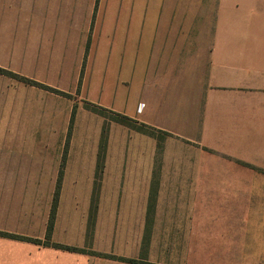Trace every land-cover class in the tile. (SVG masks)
Instances as JSON below:
<instances>
[{"label":"crops","instance_id":"crops-1","mask_svg":"<svg viewBox=\"0 0 264 264\" xmlns=\"http://www.w3.org/2000/svg\"><path fill=\"white\" fill-rule=\"evenodd\" d=\"M100 28L111 29L119 77L101 104L161 131L158 156L152 135L131 130L127 148L119 138L102 187L133 196L57 199L50 241L84 252L56 248L44 244L53 199H23L40 170L24 163V135L0 114V232L41 240L0 235V264L151 263L153 251L182 252L184 236L195 252L264 251V233L248 232H264V213L230 202L264 198V0H0V53L17 59L90 43ZM0 66L28 76L33 64ZM4 83L0 75V97Z\"/></svg>","mask_w":264,"mask_h":264},{"label":"rangeland","instance_id":"rangeland-1","mask_svg":"<svg viewBox=\"0 0 264 264\" xmlns=\"http://www.w3.org/2000/svg\"><path fill=\"white\" fill-rule=\"evenodd\" d=\"M110 30L98 29L100 33L88 45H40V55L32 60L24 55L17 59L11 51L0 53V62L6 66L18 63L25 68L27 63L33 64L28 76L0 66L10 72L0 73L5 81L1 88L0 114L8 117L9 133L18 131L24 135V163L40 170L38 179L25 182L23 199H53L59 176L58 199H130L133 196L132 189L102 187L104 168L108 166L111 170L117 165L113 162L115 156H111L117 141L122 138L127 148L128 133L135 130L116 122L115 112L101 104L111 100L119 78L114 69L117 60L112 58ZM127 86L124 83L120 88L126 91ZM146 133L157 139L158 156L164 135L153 130ZM126 160L127 156L125 166ZM157 190L153 180L149 199H156ZM177 199L192 198L178 196ZM230 202L233 212L242 208L248 213H264V198L231 199ZM212 208L215 207L206 206L205 212ZM248 232L249 235L264 233L252 229ZM190 240L184 236L182 252L153 251L151 263L264 264L261 244L249 243L246 251H239L233 245L230 253L195 252V237L191 236Z\"/></svg>","mask_w":264,"mask_h":264},{"label":"trees","instance_id":"trees-1","mask_svg":"<svg viewBox=\"0 0 264 264\" xmlns=\"http://www.w3.org/2000/svg\"><path fill=\"white\" fill-rule=\"evenodd\" d=\"M87 45H88V43H87ZM8 72L9 71H6L3 68H0V73L1 74L8 73ZM55 92H59V91L55 90ZM114 115H115L114 120L116 122L124 124V125L132 128V129H135L136 131L143 132V133H146V130L155 131L154 129H152L151 127L145 125L144 123L139 122L136 119H133V118L128 117L126 115H123V114H120V113H117V112H115ZM159 132H161V131H159ZM60 181H61V176H59L58 180H57V186H56V189H55V192H54V197H53V201H52V207H51V210H50V218H49V222L47 224L46 239L44 241V244L52 245V246H54L56 248H61V249L69 250V251L84 252V249H82V248L69 246V245H64V244L55 243V242H51L50 241V234H51V229H52V224H53V217H54V213H55V209H56V205H57V199H58V196H59ZM95 203H96V199L95 200L93 199L91 201V205L94 206ZM92 210H93V208H91L90 216L92 215V212H93ZM89 227H90V224H89ZM0 235L6 236V237H9V238H14V239L27 240V241H32V242H35V243H41V240H39V239H34V238L26 237V236H23V235L13 234V233L0 232ZM96 254L99 255V256H102V257L115 258L112 255L101 254V253H96ZM118 259L121 260V261H127V262L138 263V264H155V263H150V262H146V261H137V260H134V259H125L123 257H118Z\"/></svg>","mask_w":264,"mask_h":264}]
</instances>
